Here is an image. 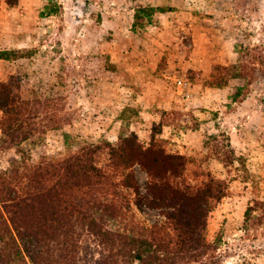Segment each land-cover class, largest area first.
<instances>
[{"label":"rangeland","instance_id":"1","mask_svg":"<svg viewBox=\"0 0 264 264\" xmlns=\"http://www.w3.org/2000/svg\"><path fill=\"white\" fill-rule=\"evenodd\" d=\"M39 1L30 14L15 9L6 24L0 18L10 35H29L23 45L13 46L14 37L4 43L9 59L0 61V78L40 112L33 137L0 148V172L12 157L61 158L133 132L144 148L183 155L180 185L224 182L225 195L206 218L205 239L217 246L207 264H264L261 210L245 216L264 201V0ZM148 7L165 11L147 15ZM136 11L142 23L133 26ZM239 64L251 69L247 79L233 76ZM106 158L100 154L97 165ZM131 170L139 195L117 184L113 205L122 215L103 214L101 229L150 234L168 224L164 208L146 201V172L137 164ZM77 243L85 263L98 264L102 243L86 229Z\"/></svg>","mask_w":264,"mask_h":264},{"label":"trees","instance_id":"2","mask_svg":"<svg viewBox=\"0 0 264 264\" xmlns=\"http://www.w3.org/2000/svg\"><path fill=\"white\" fill-rule=\"evenodd\" d=\"M5 1L9 6L17 3ZM142 11L150 15L165 9ZM141 23L136 11L133 26ZM0 59H9L8 50H0ZM238 66L233 76L247 79L251 69L246 64ZM29 106L13 93L9 82H0L1 149L16 148L39 130L40 112ZM103 153L107 162L97 165ZM183 159L182 154L166 152L155 144L144 148L133 132L116 144L104 141L79 146L61 158L12 157V167L0 172V264H86L77 243L79 229H86L102 243L104 254L98 264H207L217 246L205 239L206 218L226 187L213 177L196 187L180 185L177 179L182 175ZM135 164L150 178L146 201L164 208L168 224H156L150 234L132 227L102 230L103 214L111 219L122 215L113 205L117 184L138 194L131 170ZM116 175L120 178L115 182ZM88 204L103 208L92 209ZM258 209L261 216L256 219L262 223L263 200L248 206L245 216L251 217Z\"/></svg>","mask_w":264,"mask_h":264},{"label":"crops","instance_id":"3","mask_svg":"<svg viewBox=\"0 0 264 264\" xmlns=\"http://www.w3.org/2000/svg\"><path fill=\"white\" fill-rule=\"evenodd\" d=\"M42 2H40L39 0H19L17 5L14 6H9L5 0H0V18H4L3 19V23L6 24L5 22V18L7 17V15L15 9L21 10L23 11L25 14L27 13H31L33 10L39 9L42 4ZM0 23H2L1 19H0ZM1 29V28H0ZM13 37L15 38L16 41H14ZM27 37H29V35L27 34H21L19 35V37L10 35L9 33L5 32V30H0V50H9L8 46H5L4 43H6V41L11 38L13 46L15 44L19 45V43L21 42H25ZM20 38V39H19ZM23 45V44H22ZM4 60V59H0ZM4 78H0V82H3Z\"/></svg>","mask_w":264,"mask_h":264},{"label":"built area","instance_id":"4","mask_svg":"<svg viewBox=\"0 0 264 264\" xmlns=\"http://www.w3.org/2000/svg\"><path fill=\"white\" fill-rule=\"evenodd\" d=\"M176 84L180 87L183 88L186 86V82L184 80H182L181 78H177L176 79Z\"/></svg>","mask_w":264,"mask_h":264}]
</instances>
